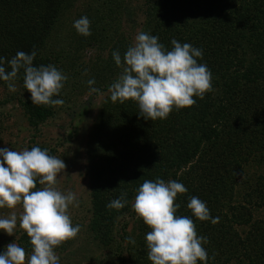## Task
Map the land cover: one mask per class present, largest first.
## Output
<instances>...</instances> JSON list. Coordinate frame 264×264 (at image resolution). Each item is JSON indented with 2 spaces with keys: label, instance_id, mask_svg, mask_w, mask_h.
<instances>
[{
  "label": "trees",
  "instance_id": "obj_1",
  "mask_svg": "<svg viewBox=\"0 0 264 264\" xmlns=\"http://www.w3.org/2000/svg\"><path fill=\"white\" fill-rule=\"evenodd\" d=\"M75 1L0 0V57L7 61L19 51L35 50L34 66L54 65L66 74L59 56L47 52V46L58 20ZM126 3L101 0L96 12L116 6L124 11ZM117 15L110 20L116 21ZM143 15L141 31L158 36L167 50L173 39L203 50L199 63L211 71L213 90L191 108L174 109L167 119L155 121L139 117L132 101L113 103L110 92L104 98L86 152L88 239L110 253L100 264H151L145 242L150 229L138 217L130 232L120 223L132 214L142 183L157 178L186 187L176 198L177 214L192 218L197 234L207 238L208 264H264V217L259 216L264 211V0H144ZM104 32L101 28L95 35L78 37L81 46L111 43L107 58L92 70V78L103 84L100 92L109 91L122 73L112 52L119 50L123 57L131 46L121 36L114 39ZM68 82L54 99H62L58 107L72 114L66 103L73 86L68 95ZM15 83L11 100L16 99L28 126L38 131L58 107L32 104L23 87V70ZM0 88L9 91L2 81ZM34 146L47 149L32 141L29 150ZM122 193L127 194L126 206L108 209ZM193 196L206 203L218 223L192 217L187 204ZM29 240L22 229L16 243L30 255Z\"/></svg>",
  "mask_w": 264,
  "mask_h": 264
},
{
  "label": "clouds",
  "instance_id": "obj_2",
  "mask_svg": "<svg viewBox=\"0 0 264 264\" xmlns=\"http://www.w3.org/2000/svg\"><path fill=\"white\" fill-rule=\"evenodd\" d=\"M73 28L82 37L92 35L87 16L75 20ZM170 43L172 49L167 50L158 36L141 31L123 57L119 50L112 52L115 65L122 68L109 86L113 103L132 101L144 120H165L174 109L191 108L197 99L203 100L213 90L211 71L199 63L203 50L175 39ZM36 55L33 50L30 54L19 51L7 61L0 57V81L15 92V81L23 70V87L30 93L32 104L62 106L64 101L54 97L60 96L68 77L54 65L34 66ZM95 83L94 79L87 81L91 93L99 91ZM65 169L63 159L38 146L20 151L0 148V209L11 210L20 205L23 210L19 217L15 211L7 217L0 216V232L12 237L19 219V227L32 246L29 255L15 241L9 243L0 251V264H60L55 250L80 231L69 215L70 207L78 206L76 194L56 188ZM37 183L44 187L37 188ZM186 192L182 183L160 178L145 180L137 190L133 210L150 229L145 242L151 264H208L207 238L197 234L192 218L177 214L180 204L176 198ZM126 197L122 193L106 207L121 210L127 204ZM187 208L200 222H219L198 197H191ZM128 243L134 245L135 240L129 237Z\"/></svg>",
  "mask_w": 264,
  "mask_h": 264
},
{
  "label": "rangeland",
  "instance_id": "obj_3",
  "mask_svg": "<svg viewBox=\"0 0 264 264\" xmlns=\"http://www.w3.org/2000/svg\"><path fill=\"white\" fill-rule=\"evenodd\" d=\"M126 2L127 7L124 11L116 6L96 12V9L100 8L101 0H76L70 9L63 13L52 32L47 52L59 56L60 66L69 80L66 86L68 95L70 86L73 85L70 92L72 95H69L68 102L65 101L68 103V109L73 111L72 114L62 108H55L54 116L41 125L38 131H34L28 126L16 99L11 100L14 92L0 88V148L7 147L10 150L20 151L29 149L34 141L38 145L54 150L55 156L63 159L66 164L64 173L58 177L56 188L65 193L76 194L78 206L70 207L69 215L73 225H79L80 231L74 239L64 242L55 250L60 257V264H100L110 254L108 251L99 250L88 239L91 205L86 152L93 122L109 92H100L99 88L103 84L98 79L92 78V70L107 58L111 43L94 44L91 47L81 46L78 38L80 35L74 30L73 22L82 16H87L91 21L93 35L96 30L100 32L101 28H104L103 34L110 33L112 38L121 36L125 42L133 45L135 36L144 25V0H126ZM96 14L97 16L94 17ZM115 14H118L114 17L117 20L112 22L109 17ZM91 15L93 19L90 18ZM89 79L95 80L94 87L99 90L98 92H90L87 84ZM84 105H88L85 112L82 109ZM42 187L44 185H41ZM133 203L132 214L120 223V226L123 222L127 225V232L133 229L137 218ZM12 211H15L19 217L23 210L20 205L11 210L0 209V216L7 217ZM260 215L264 217V211H261ZM120 226L118 229L121 228ZM21 230L18 219L12 237L0 232V251H3L9 243L16 242Z\"/></svg>",
  "mask_w": 264,
  "mask_h": 264
}]
</instances>
